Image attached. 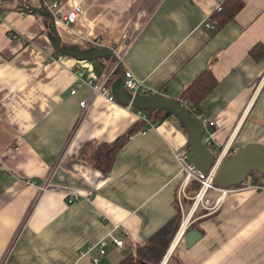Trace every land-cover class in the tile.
I'll list each match as a JSON object with an SVG mask.
<instances>
[{
  "label": "crops",
  "instance_id": "crops-1",
  "mask_svg": "<svg viewBox=\"0 0 264 264\" xmlns=\"http://www.w3.org/2000/svg\"><path fill=\"white\" fill-rule=\"evenodd\" d=\"M41 1H55L64 12L81 6L71 27L54 19L62 43L88 49L101 39L148 93L180 99L210 68L216 84L199 106L203 120L213 122L206 145L218 157L264 144V0H240L242 7L214 31L205 23L223 0ZM4 8L0 264H73L108 234L123 247L108 238L105 255L93 250L78 264L92 256L123 264L181 216L180 226L187 221L200 238L187 248L183 234L172 249L177 262L165 264H264V193L245 187L253 173L215 209L195 204L198 184L183 183L174 156L189 152L181 121L166 114L152 122L143 111L153 127L142 133L148 125L133 107L106 101L88 84L110 73L112 87L119 77L112 60L56 54L49 18ZM131 129L110 170L97 169V146Z\"/></svg>",
  "mask_w": 264,
  "mask_h": 264
},
{
  "label": "water",
  "instance_id": "water-1",
  "mask_svg": "<svg viewBox=\"0 0 264 264\" xmlns=\"http://www.w3.org/2000/svg\"><path fill=\"white\" fill-rule=\"evenodd\" d=\"M25 8L50 19L51 43L55 52L71 56L77 60L110 59L116 64V72L119 77L111 87V92L117 102L141 111L155 109L176 116L187 130L192 163L205 176L211 174L210 170L215 166L218 155L212 152L204 142L205 126L202 119L183 108L178 99L147 93H130L124 87V67L113 49L98 46L81 49L77 45H65L57 33L53 15L44 6ZM252 173L264 177V144L250 143L238 152L227 155L221 160L211 178L216 186L229 188L243 184ZM183 234L187 248L200 238L199 231L192 225H188Z\"/></svg>",
  "mask_w": 264,
  "mask_h": 264
},
{
  "label": "built area",
  "instance_id": "built-area-1",
  "mask_svg": "<svg viewBox=\"0 0 264 264\" xmlns=\"http://www.w3.org/2000/svg\"><path fill=\"white\" fill-rule=\"evenodd\" d=\"M44 7L53 15V18L66 27L73 26L79 15L82 12L81 6L75 5L72 8H70L68 11H62L58 3L55 1H49V2H43ZM217 10L221 9V4H217L216 7ZM2 11L0 9V20L2 17ZM206 27L210 30H213L214 26L209 21L205 23ZM11 36L13 38H16V36L11 33ZM95 46L98 47H104L101 43H95ZM116 68V67H115ZM109 75L110 73H104L100 75L97 79L91 80L88 84L90 85L91 91L94 94H98L102 96L106 101H115V98L111 92V87L109 85ZM124 87L127 91H129L132 94L137 93H148L144 81L138 79L132 71L125 69L124 70ZM77 86L79 84H76ZM149 94V93H148ZM88 105V101L82 100L80 101V107L82 109L86 108ZM139 118L144 120L147 123V127L145 130L142 131V133H145L146 130L153 127V124L149 122V120L146 118V116L141 112V110H135ZM205 126V132L208 133V137L204 138V142L207 145H210V138L212 135V127L213 122L212 121H204L202 120ZM223 152V151H222ZM225 153H221L218 157V160L210 170L211 174L209 176H205L191 161L190 153L187 150H179L175 152V159L179 164V173L182 176V181L185 185L189 184H198V190L194 196L195 204H200L203 207L209 209H215L220 202L221 197L226 195L228 192L234 191V188L236 187H229V188H221L216 186L211 178V175L214 173V171L217 169L219 163L221 160L225 157ZM246 188L263 192L264 193V181H257L255 179L248 180V182L245 184ZM76 197H69L67 198V201L71 203L74 201ZM188 223H185V225H181L178 229L177 235L179 234V238L182 237L183 231L186 229ZM110 239L113 244L116 245L118 248H122L124 243L122 240L114 238L111 234H108L107 237L99 240L95 244H93L91 247H89L87 250L83 252H79L77 260L73 264H78V261L85 257L86 255H89L91 251L97 250L98 254L100 256L105 255L106 253V244L107 239ZM101 259L98 256H92L90 258V264H100Z\"/></svg>",
  "mask_w": 264,
  "mask_h": 264
},
{
  "label": "trees",
  "instance_id": "trees-1",
  "mask_svg": "<svg viewBox=\"0 0 264 264\" xmlns=\"http://www.w3.org/2000/svg\"><path fill=\"white\" fill-rule=\"evenodd\" d=\"M41 0H0V9L3 12L5 10V5H13V7L17 10L27 13L38 14L37 12L28 11L25 7L35 6L40 7ZM242 2L240 0H223L221 1V9L217 11H213L210 15V23L213 24V31L216 30L219 25L223 24L226 20L233 17V15L242 7ZM43 18L48 21L49 19L45 16ZM49 22V21H48ZM252 52V51H251ZM56 54H59L55 52ZM61 54V53H60ZM116 76L118 75L115 72ZM216 80L214 79L211 69L206 68L203 70L196 79L182 92L179 100L180 104L187 111L192 113L193 115L198 116L203 120L202 110L199 106L202 98L208 94L215 86ZM151 94V93H149ZM156 95V94H151ZM135 109V108H134ZM137 110V109H135ZM143 112V111H141ZM148 118L152 120V122H156L160 120L162 117L166 115L164 111H158L155 109H149L147 111ZM134 132L133 129L127 131V133L121 135L112 143H102L97 146L96 158L94 161V165L97 169H99L103 173H107L113 165L115 155L117 150L121 147V145L127 140L128 136ZM210 148H212L210 146ZM252 176L257 181H264V177L260 174L253 173ZM173 221L164 226L159 232L153 236L149 241V246L144 249V252L139 250V255L145 261L156 263L157 259L160 257L167 240L172 235ZM142 252V253H141ZM142 255H141V254Z\"/></svg>",
  "mask_w": 264,
  "mask_h": 264
},
{
  "label": "flooded vegetation",
  "instance_id": "flooded-vegetation-1",
  "mask_svg": "<svg viewBox=\"0 0 264 264\" xmlns=\"http://www.w3.org/2000/svg\"><path fill=\"white\" fill-rule=\"evenodd\" d=\"M177 234L175 235L176 238ZM174 237V236H173ZM175 238H170L167 240V243L165 244V247L160 255V257L157 259L156 263L153 264H160V262L165 261L167 259L168 262L172 261V262H177L176 257L173 254V250H170V254L169 256H167V253L169 252V248L174 245L173 243ZM180 239V238H179ZM178 239V240H179ZM178 243V241H177ZM176 243V244H177ZM175 244V245H176ZM123 264H152L151 262L145 261L143 258H141L140 256L134 257V258H129L127 259V261H125ZM172 264V263H171Z\"/></svg>",
  "mask_w": 264,
  "mask_h": 264
},
{
  "label": "rangeland",
  "instance_id": "rangeland-1",
  "mask_svg": "<svg viewBox=\"0 0 264 264\" xmlns=\"http://www.w3.org/2000/svg\"><path fill=\"white\" fill-rule=\"evenodd\" d=\"M97 42H98V43H103V41H101V39H99V40H95V41H94V44L97 43ZM190 203L192 204L193 201H192V202L190 201ZM191 204H190V205H191ZM190 205H189V206H190ZM181 218L183 219L182 216H181ZM181 218H180V221L182 220ZM180 221H179L178 224L176 223V225L173 227L172 235H171L170 238H175V235L177 234L178 229H179V226H180V224H181ZM185 223H187V221H184L183 224H185ZM192 226H193V225H192ZM193 227H195V226H193ZM173 236H174V237H173ZM178 236H179V234L176 236L174 242L176 241V239H177ZM170 238H169V239H170ZM183 239H184V238H182V243H185V241H184ZM173 244H174V243H173ZM172 246H173V245H172ZM172 246H171V247H172ZM171 247H170V248H171ZM169 254H170V253L168 252V253H167V256H169Z\"/></svg>",
  "mask_w": 264,
  "mask_h": 264
},
{
  "label": "bare ground",
  "instance_id": "bare-ground-1",
  "mask_svg": "<svg viewBox=\"0 0 264 264\" xmlns=\"http://www.w3.org/2000/svg\"><path fill=\"white\" fill-rule=\"evenodd\" d=\"M178 239H179V236L177 237V240H176L175 244L177 243ZM175 244H174V246H172V247L170 248V250L173 249V248L175 247ZM170 250H169V253H170ZM166 261H167V259L165 260L164 264L166 263Z\"/></svg>",
  "mask_w": 264,
  "mask_h": 264
}]
</instances>
